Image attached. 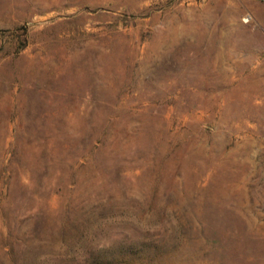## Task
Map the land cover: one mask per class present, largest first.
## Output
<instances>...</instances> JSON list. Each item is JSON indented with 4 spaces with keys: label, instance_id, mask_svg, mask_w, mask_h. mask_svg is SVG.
<instances>
[{
    "label": "rangeland",
    "instance_id": "obj_1",
    "mask_svg": "<svg viewBox=\"0 0 264 264\" xmlns=\"http://www.w3.org/2000/svg\"><path fill=\"white\" fill-rule=\"evenodd\" d=\"M0 264H264V2L0 0Z\"/></svg>",
    "mask_w": 264,
    "mask_h": 264
},
{
    "label": "crops",
    "instance_id": "obj_2",
    "mask_svg": "<svg viewBox=\"0 0 264 264\" xmlns=\"http://www.w3.org/2000/svg\"><path fill=\"white\" fill-rule=\"evenodd\" d=\"M246 1H249V2H252V3H262V2H264V0H246Z\"/></svg>",
    "mask_w": 264,
    "mask_h": 264
},
{
    "label": "trees",
    "instance_id": "obj_3",
    "mask_svg": "<svg viewBox=\"0 0 264 264\" xmlns=\"http://www.w3.org/2000/svg\"><path fill=\"white\" fill-rule=\"evenodd\" d=\"M23 46H24V44H23Z\"/></svg>",
    "mask_w": 264,
    "mask_h": 264
}]
</instances>
